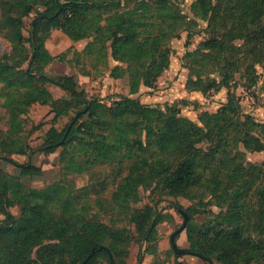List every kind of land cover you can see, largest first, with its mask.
I'll return each instance as SVG.
<instances>
[{"label": "trees", "instance_id": "obj_1", "mask_svg": "<svg viewBox=\"0 0 264 264\" xmlns=\"http://www.w3.org/2000/svg\"><path fill=\"white\" fill-rule=\"evenodd\" d=\"M181 1L0 0V34L10 45L0 57V106L9 117L8 130L0 132V160L15 168L14 174L0 169V264H82L89 256L86 264H127L130 244L146 237L151 243L148 231L162 220L153 206L130 208L140 201V187L198 199L206 221L198 224L192 207L181 209L188 215L182 232L186 251L206 264H264V124L242 111L235 94L236 75L251 89L257 68L264 73V0H193L192 18L182 13ZM31 14L25 37L24 19ZM198 20L206 39L182 57L184 89L202 96L224 89L225 104L214 113L201 111L193 122L178 105L161 109L130 97L141 87L156 89L170 66L171 41L185 32L188 48ZM54 31L72 43L86 42L75 51L79 64L89 63L98 76L126 79L128 96L107 105L79 89L74 75L47 76L44 69L65 56L46 49ZM91 70L82 75L92 78ZM50 86L65 96L54 99ZM34 105L52 115L36 149L21 136ZM70 114L59 131L55 126ZM58 148L61 179L42 189L23 184L41 177L40 167L7 157L50 155ZM247 154H263V162L251 163ZM115 164H125L127 173L112 201L134 227L119 238L89 213L88 189L75 191L68 181L93 166ZM208 206L217 212L203 209ZM14 207L18 217L10 212ZM172 252L173 264H180L181 255Z\"/></svg>", "mask_w": 264, "mask_h": 264}, {"label": "rangeland", "instance_id": "obj_2", "mask_svg": "<svg viewBox=\"0 0 264 264\" xmlns=\"http://www.w3.org/2000/svg\"><path fill=\"white\" fill-rule=\"evenodd\" d=\"M193 0H182L180 2V9L184 15L192 18L190 12V5ZM31 14L24 19L23 35L27 37L30 24L34 18ZM198 27L194 30L191 45L185 47L186 33L182 32L178 39L171 41L172 55L170 57V66L167 71L158 79L156 89L142 90L137 95L130 96L138 98L144 105L160 107L163 109L166 105H178L180 107L181 116L188 118L193 122H197V115L201 111L209 113L216 112L226 102V90L222 89L219 92H211L206 96H201L195 93H187L184 89V83L188 74L187 70L182 68V57L187 51H194L197 45L206 39V36L201 32L205 28V23L198 20ZM86 42L72 43L60 32H52L49 39H47L45 46L48 52L53 57H59L65 54L63 63L55 61L44 69L47 76H55L59 74L76 76L78 88L84 89L89 96H93L103 101V103L110 105L113 99L119 96H128L127 80H111L107 79L108 75L98 76L94 70H91L89 63L81 66L77 59H80L75 53L81 52ZM76 51V52H75ZM10 52V45L2 38L0 34V57L3 54ZM78 61V62H77ZM110 65L114 66L110 60ZM101 68V66L99 67ZM92 78H87L82 75L83 71H90ZM259 78L255 87L246 89L243 87L244 80L236 75L235 94L239 99L242 111L245 114L251 115L257 122L264 124V73L260 68H257ZM115 81V82H111ZM111 82V83H110ZM53 94V98L57 99L64 97L65 94L56 87H48ZM181 100L189 101L188 106H180ZM49 108L34 105L29 113L26 115V124L23 128L21 136L32 148L36 149L43 144V135L50 127L49 121L52 115L48 114ZM73 114L68 117L61 118L55 126L59 131L62 130L66 124L69 123ZM9 117L0 106V132L5 134L8 130ZM42 124L41 128H37ZM62 149L58 148L55 153L50 155H43L36 153L32 157L25 156H10L7 157L19 164L30 163L42 169V176L39 178H25L23 184L30 189H42L46 186L52 185L61 179V164L59 156ZM247 161L255 164L263 162V154H247ZM0 169L6 173L14 174L15 168L0 160ZM121 173V175H120ZM127 173L126 165L123 164L121 168L119 165H96L89 169L82 175H72L68 177V181L77 191L81 188H87L89 197V213L95 214L96 217L104 225L112 229V235L119 238L122 235V230L128 229L131 233L134 232V227L123 215L125 211L122 207H117L113 201V194L117 187ZM96 191V193L94 192ZM138 195L140 201L137 204H131V209L142 208L145 205L153 206L158 215H161V222L150 232H152V242L147 240L134 241L129 247V257L127 264H173L174 254L170 245V236L178 230L182 223L183 217L178 213L177 209L194 208V220L198 224L206 221L208 214L202 212V208L198 206V199L189 201L184 198H170L160 191V189L146 190L143 187L138 188ZM209 198L203 200L206 203ZM205 211L212 210L214 213L217 209L214 207H205ZM10 212L15 216H19V209L14 207ZM4 219L0 215V220ZM175 245L178 249L186 251L188 244L185 240V233L182 232L176 235ZM151 245V246H150ZM150 246L149 252L145 253L147 247ZM143 252V259L138 262V254ZM153 252V254H152ZM187 252V251H186ZM34 258V253L32 255ZM180 264H206L198 257L183 254L178 259ZM104 264V263H102Z\"/></svg>", "mask_w": 264, "mask_h": 264}, {"label": "water", "instance_id": "obj_3", "mask_svg": "<svg viewBox=\"0 0 264 264\" xmlns=\"http://www.w3.org/2000/svg\"><path fill=\"white\" fill-rule=\"evenodd\" d=\"M177 211H178V213H180L182 215V217H183V223H182L181 227L178 230H176L170 236V245H171L172 249L175 251V253L177 255H181L182 256L183 254H187V255L195 256L194 254H192L190 252H186L184 250L178 249L176 247V245H175L174 239H175L176 235L180 234L185 229V227L187 225V222H188V215L184 211H182L181 209H177ZM150 230H151V228L149 229L148 234L150 233ZM146 240H147V237L144 239V241H146ZM107 253L109 255L110 262L112 263V256H111V254H110V252H107ZM195 257H197V256H195ZM89 258H90V256L82 264H86V262L89 260ZM209 264H211V263H209Z\"/></svg>", "mask_w": 264, "mask_h": 264}, {"label": "crops", "instance_id": "obj_4", "mask_svg": "<svg viewBox=\"0 0 264 264\" xmlns=\"http://www.w3.org/2000/svg\"><path fill=\"white\" fill-rule=\"evenodd\" d=\"M54 32H57V31H54ZM112 62H113V61H112ZM113 63H115V62H113ZM115 64H116V63H115ZM110 66L113 67L112 65H110ZM114 66H115V65H114ZM107 79H110L109 76H107ZM111 80H112V79H111ZM111 82H115V81H111ZM111 82H110V83H111ZM142 90H148V89L145 88V87H141V88H140V92H141ZM195 94H197V93H195ZM198 95H201V94L198 93ZM201 96H202V95H201Z\"/></svg>", "mask_w": 264, "mask_h": 264}]
</instances>
